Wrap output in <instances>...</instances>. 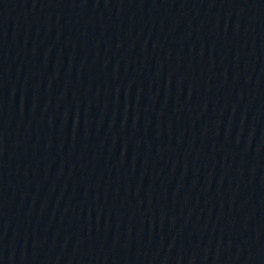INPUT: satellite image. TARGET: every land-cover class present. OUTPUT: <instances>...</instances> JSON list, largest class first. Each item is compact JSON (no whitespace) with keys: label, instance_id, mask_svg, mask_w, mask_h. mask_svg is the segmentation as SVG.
Wrapping results in <instances>:
<instances>
[{"label":"water","instance_id":"95a60500","mask_svg":"<svg viewBox=\"0 0 264 264\" xmlns=\"http://www.w3.org/2000/svg\"><path fill=\"white\" fill-rule=\"evenodd\" d=\"M0 264H264V148L94 201L2 251Z\"/></svg>","mask_w":264,"mask_h":264}]
</instances>
